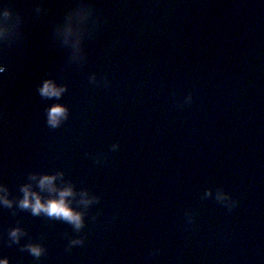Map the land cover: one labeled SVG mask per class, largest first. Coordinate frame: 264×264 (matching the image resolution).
I'll return each mask as SVG.
<instances>
[{
  "label": "water",
  "instance_id": "95a60500",
  "mask_svg": "<svg viewBox=\"0 0 264 264\" xmlns=\"http://www.w3.org/2000/svg\"><path fill=\"white\" fill-rule=\"evenodd\" d=\"M4 8L0 184L13 205H0V257L264 264V0H0ZM69 21L78 50L64 42ZM45 80L66 90L42 97ZM55 104L68 118L51 128ZM45 173L72 185L80 230L17 206L23 185L39 191L29 177ZM83 192L96 202L85 207ZM16 227L24 235L13 243ZM29 243L45 253L33 257Z\"/></svg>",
  "mask_w": 264,
  "mask_h": 264
},
{
  "label": "clouds",
  "instance_id": "9594fccd",
  "mask_svg": "<svg viewBox=\"0 0 264 264\" xmlns=\"http://www.w3.org/2000/svg\"><path fill=\"white\" fill-rule=\"evenodd\" d=\"M10 13L7 8L0 10V36L5 35L7 32V20ZM64 42L71 45L73 49L78 50L80 44V32L77 27H75L71 21H69L63 28ZM5 69L0 66V73L4 72ZM94 79V77H93ZM42 97H56L59 98L62 93L66 90L64 86L57 85L52 80H45L38 89ZM187 101L190 103L192 101V94L188 93L186 97ZM47 124L51 128H56L68 118V109L61 104H55L51 106L48 110ZM119 147L118 143L112 145V149L116 150ZM62 176L61 173L56 174H32L29 179L35 181L36 187L39 191L33 190L32 184H25L21 187V192L23 193L22 198H20L16 203L21 209L30 210L31 214L34 216L45 215L50 218L61 219L72 224L75 229L80 230L84 227L83 212L74 210L70 205L71 201L69 197L75 195L73 187L71 184H66L63 187H58L56 181L58 177ZM47 192L49 194L48 198H45L41 193ZM210 194V193H206ZM88 194L86 192L81 193V203L87 207L88 205L96 202V198H87ZM216 199L227 205L228 210L231 211L237 205V201L231 199V197L225 193L223 190H218L216 193ZM0 205L4 207H12L13 201L8 198V189L3 184H0ZM194 221L193 216L187 217V222L192 223ZM11 241L13 243H18L20 237L24 235V232L19 227L13 228L8 233ZM84 243L83 238L75 239L70 241L69 249L72 245H82ZM27 251L36 258L41 257L45 253V249L41 244L29 243L24 246ZM0 264H9L7 257H0Z\"/></svg>",
  "mask_w": 264,
  "mask_h": 264
}]
</instances>
